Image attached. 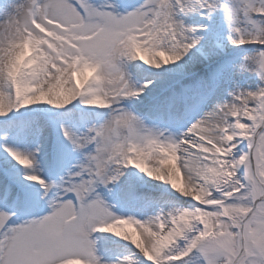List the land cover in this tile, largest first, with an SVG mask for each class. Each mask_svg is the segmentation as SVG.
<instances>
[{
	"label": "snow or ice",
	"instance_id": "obj_1",
	"mask_svg": "<svg viewBox=\"0 0 264 264\" xmlns=\"http://www.w3.org/2000/svg\"><path fill=\"white\" fill-rule=\"evenodd\" d=\"M0 16V117L46 104L108 110L107 118L66 140L81 153L73 169L49 182L39 150L4 147L40 186V199L9 185L0 209V264H264V0H5ZM221 15L227 41L242 49L235 64L255 86L237 81L182 132L149 126L124 106L153 83L132 82L129 62L160 69L201 41L198 16ZM135 168L169 185L187 206L144 219L113 212L105 198ZM131 185L121 190L127 196ZM48 211L21 219L18 205ZM134 228L135 232L129 231ZM99 234V235H98ZM135 250L105 259L106 237ZM107 251V249H105Z\"/></svg>",
	"mask_w": 264,
	"mask_h": 264
},
{
	"label": "rangeland",
	"instance_id": "obj_2",
	"mask_svg": "<svg viewBox=\"0 0 264 264\" xmlns=\"http://www.w3.org/2000/svg\"><path fill=\"white\" fill-rule=\"evenodd\" d=\"M7 2L14 3L16 0H7ZM137 3H139V0L134 5H124L120 10L130 11ZM5 7V0H0V16L5 14ZM185 22L188 24H205L207 25V29L198 33L201 36L200 43L180 62L156 69L140 64L137 61L133 65L136 66L137 64L142 79L135 77L133 65L130 64L131 67L129 64L127 65V71L131 77H134L137 82L136 84H142L145 80L153 81L152 85L145 90L144 96L139 101H141V105L148 104L150 105V109L154 108L156 110L155 117L149 120L150 123L161 128H167L170 132L175 129V124L173 123L177 122L178 125L180 124L181 130L183 131L188 126L185 120L190 122L192 118L199 119L218 102L230 99L228 92L233 89L237 81L251 84L253 87L255 86L253 80L248 79L246 74L241 76L234 67L235 64L240 62L243 50L229 45L227 41L228 29L221 15H216L211 21L201 19L198 16H189L185 18ZM180 88L184 93H188L189 95L186 99L184 108L185 118L183 120L176 116L179 101V98L177 99V93ZM171 91L174 92V96L171 101V111L169 110L170 119L163 122L160 120V113L167 104L166 96ZM131 101L133 100H125L124 106L130 108L137 114L131 107ZM53 107L46 104H37L20 109L19 111L13 110L6 116L0 117V149L3 148L2 150L4 151L5 146L26 152H33L38 149L39 152L36 156V161L37 163L40 162L41 170L43 171L42 176L47 178L49 182L58 180L61 175L68 172L69 160L74 156V148L65 139L61 126L70 128L74 123L77 125L74 127L79 132H83L87 126L92 124L91 115L96 114L99 120L107 118L108 115V110L106 109L85 108L77 103L59 109L57 113L49 110L53 109ZM75 109L82 112L81 120L77 119L74 113ZM194 113L197 114L194 115ZM19 116L21 118L17 119L16 117ZM7 117H14L17 120L7 122ZM47 118L51 120L48 121ZM141 118L145 122L147 121L145 116ZM56 123L58 124L53 127L52 124ZM175 132L174 134H178L179 131ZM56 156L58 157L57 161L54 160ZM9 159V163L4 162L0 154V171L5 178L9 179L8 186H15L22 191L30 193L32 197L34 196L40 199V187L25 184L28 182L22 180L24 169L11 156ZM39 160L50 161L43 163ZM5 163L10 166V169L4 167ZM51 166H62L63 171L57 170V172L55 171V175H52L49 173V170L52 169ZM132 181L133 183L136 182L134 179ZM134 185L135 187L132 189L134 203L128 209L131 213L143 214L147 211L151 212L154 209L157 211L161 207L172 208L174 206H187V202L183 197L163 190L160 187L149 184ZM1 191L2 189H0V194ZM113 194H116V188ZM9 199L6 202H0L4 206H7L6 204L9 202ZM120 205L127 206L124 202ZM43 207L47 208L46 204L41 202L38 209ZM38 209L29 216L20 218H29L31 215L36 214L42 215L41 212L48 211V208L43 209L41 212ZM133 252L135 250L131 245L128 246L125 242L113 237H108L107 243L101 247V254L105 259L108 258L110 253L117 258L118 256ZM136 255L141 264H144L143 257L139 256L138 253Z\"/></svg>",
	"mask_w": 264,
	"mask_h": 264
},
{
	"label": "bare ground",
	"instance_id": "obj_3",
	"mask_svg": "<svg viewBox=\"0 0 264 264\" xmlns=\"http://www.w3.org/2000/svg\"><path fill=\"white\" fill-rule=\"evenodd\" d=\"M139 65V64H138ZM183 70H185L184 68H183ZM131 80H132V82H134V83H137L136 82V80L134 79V77H131ZM51 112H53V113H57L58 111H59V109H56L55 107H53V109H49ZM197 113H194V115H196ZM206 114V113H205ZM204 114V115H205ZM204 115H202V117L204 116ZM201 117V116H200ZM201 117V118H202ZM196 120V118H192L191 120H190V122H188L187 120H185L186 121V123H188V126L192 123V122H194ZM161 122V121H160ZM146 123L149 125V126H157V125H155V124H151L150 122H147L146 121ZM173 124H175V129H173V131H171V132H173V133H176L175 131H179V132H182V130H181V125L179 124H177V122L176 123H173ZM74 126H77V125H75L74 123H73V126L72 127H70L69 129L70 130H72L73 132H77V133H79V131L74 127ZM187 126V127H188ZM157 127H160V126H157ZM178 132V133H179ZM23 137H26V136H23ZM43 143V142H42ZM44 143H46V142H44ZM3 149V148H2ZM2 149H0V154H1V156H2V158H3V160H4V162H8L9 163V161H10V156H9V154L6 152V151H3ZM82 159V155H81V153L80 152H78V151H76L75 149H74V156H73V158L72 159H70L69 160V165H68V169H67V171H70V170H72L73 169V166L75 165V164H77L80 160ZM9 160V161H8ZM58 160V158L56 159V161ZM14 161V160H13ZM39 161H42V160H39ZM48 161H50V160H44V161H42L43 163L44 162H48ZM37 164H38V167H37ZM36 164V168L38 169V172H39V174H43V171L41 170V165H40V162H38ZM68 164V163H67ZM4 167H6V168H9L10 169V166L9 165H6V163H5V166ZM124 177H126V178H129L130 180H131V182H132V186H131V188H134L135 187V185L134 184H136V186L138 185H144V184H149V185H152V186H157V187H160L161 189H163V190H167V191H169V192H171V193H174L175 195H177V196H180V194H178L177 192H175L169 185H166V184H164L163 182H158V181H155V180H153V179H151V178H149V177H147L146 176V174H144V173H141L139 170H137V169H135V168H130V169H128L127 171H126V174H125V176ZM135 178H136V180H135ZM47 179V178H46ZM134 179V181H136L135 183H133V180ZM48 180V179H47ZM49 181V180H48ZM25 184H29V185H32V186H39V185H37V184H33V183H25ZM120 184H121V182H120ZM119 184V187L117 188L116 187V194L114 195L113 194V192L112 193H106L105 194V198L107 199V201L110 203V204H112L113 205V208H112V210H113V212L114 213H116L117 215H122V216H128V215H131V216H134V217H136V218H140V219H144V218H146V217H149V216H152V215H155L156 214V212L159 210H153V211H147V212H144L143 214H141V213H131V212H129V206L130 205H132L133 203H134V201H132L130 204H128L127 206H124V205H120V204H122L124 201H125V198L122 196V194H121V190H123L124 188H121L120 185ZM1 185V184H0ZM3 185H4V182H3ZM3 186L1 185V187L0 188H2ZM40 187V186H39ZM131 190V189H130ZM180 197H182V196H180ZM6 208V206H4L3 204H1L0 203V209H5ZM165 209H169V208H165ZM47 211H44V212H41L42 213V215L43 214H45ZM129 231H131V232H135V229L134 228H130L129 229ZM108 237H110V236H108ZM108 237H106V238H108ZM113 238H115V237H113ZM117 239V238H116ZM119 240V239H118ZM122 241V240H121ZM124 242V241H123ZM128 246H130L127 242H125ZM107 259H111V260H115L116 259V257H115V255H113L112 253H110L109 254V256H108V258Z\"/></svg>",
	"mask_w": 264,
	"mask_h": 264
}]
</instances>
